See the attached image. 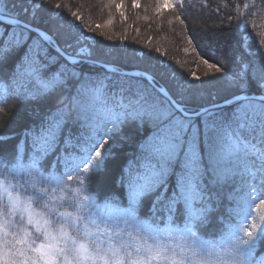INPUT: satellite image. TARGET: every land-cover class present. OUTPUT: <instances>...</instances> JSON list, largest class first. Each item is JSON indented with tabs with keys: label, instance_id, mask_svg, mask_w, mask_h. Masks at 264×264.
Returning a JSON list of instances; mask_svg holds the SVG:
<instances>
[{
	"label": "snow or ice",
	"instance_id": "1",
	"mask_svg": "<svg viewBox=\"0 0 264 264\" xmlns=\"http://www.w3.org/2000/svg\"><path fill=\"white\" fill-rule=\"evenodd\" d=\"M9 3L0 0V71L12 67L0 78V105L47 111L11 149L0 139V264H264V58H237L226 29H194L189 43L211 53L202 62L212 78L193 72L199 84H159V69L120 71L107 60L115 53L93 48L81 24L42 27L37 0ZM253 86L259 96L249 95ZM211 89L226 93L224 107ZM126 128L148 130L120 177L126 199L98 205L85 181L105 172L110 141ZM229 184L228 216L218 217L214 195ZM252 208L261 214L249 225Z\"/></svg>",
	"mask_w": 264,
	"mask_h": 264
},
{
	"label": "trees",
	"instance_id": "2",
	"mask_svg": "<svg viewBox=\"0 0 264 264\" xmlns=\"http://www.w3.org/2000/svg\"><path fill=\"white\" fill-rule=\"evenodd\" d=\"M21 2L22 0H10L9 6L20 5ZM37 2L43 4L45 18L41 23L42 27H48L50 23L52 26L63 25L65 20L81 24L93 48L115 53L107 60L118 65L120 71L159 69L157 73L159 84H178L185 79L192 84H199L200 81L192 78L193 72L201 80L212 78L214 70H209L202 62V57L208 58L211 53L198 47L195 40L189 43L188 38L194 29H226L233 37V53L237 58L243 56L253 63L264 58V0H183L182 3H174L170 8H161V0H136L138 7L133 6L134 0H37ZM57 3L60 4L59 9L55 8ZM118 4L122 7L117 8ZM15 10L19 11V7ZM52 13L60 15L54 16ZM73 13L82 19H77ZM109 20L113 21L111 25L107 24ZM245 23L246 29L236 31L238 26ZM98 24L102 27H97ZM143 53H148L151 59H146ZM85 69L87 70V66ZM11 71V65L5 67L0 71V78L8 77ZM92 71L103 74L102 68ZM161 76L164 78L161 79ZM2 82L7 83L8 80L3 79ZM211 92L212 99L219 104L223 103L226 93L217 94L215 89H211ZM260 94L254 86L249 90V95ZM207 100L205 94L203 102L207 103ZM0 106L4 108V111L0 112L2 134L0 139L6 138L9 149L17 141L23 140L28 129L38 127L47 111L39 105L20 100H9ZM224 110L227 114L230 108ZM72 132L76 134L78 129L73 126ZM147 134L148 130L141 129L136 132L131 128H126L123 134H117L116 139L110 141L113 144V155L105 172L94 176L91 181H85L84 194L93 197L98 205L113 199L124 202L126 189L120 183L121 174L129 164H135L137 161L139 145ZM25 153H28L27 148ZM46 162L55 164V154H50ZM236 179L238 182L239 177ZM69 183L75 185L76 182L73 180ZM232 187L234 185L229 184L216 190L219 192V198L214 195V204L218 217L228 216V209L231 206L229 192ZM39 210L37 206V211ZM141 212L145 216L152 215L148 205H145ZM261 213H264V210H261ZM261 213L255 208L249 209L246 223L250 225L254 219L259 223L258 217ZM174 218L180 223L179 215ZM218 224V220L214 222L208 229L209 234L218 230ZM257 252L264 254V243L259 245Z\"/></svg>",
	"mask_w": 264,
	"mask_h": 264
},
{
	"label": "rangeland",
	"instance_id": "3",
	"mask_svg": "<svg viewBox=\"0 0 264 264\" xmlns=\"http://www.w3.org/2000/svg\"><path fill=\"white\" fill-rule=\"evenodd\" d=\"M170 2L174 5V3L181 2V0H170ZM164 8H170V7H164Z\"/></svg>",
	"mask_w": 264,
	"mask_h": 264
},
{
	"label": "water",
	"instance_id": "4",
	"mask_svg": "<svg viewBox=\"0 0 264 264\" xmlns=\"http://www.w3.org/2000/svg\"><path fill=\"white\" fill-rule=\"evenodd\" d=\"M136 71L133 72H128L129 74L135 73ZM221 106L224 107L223 103H221Z\"/></svg>",
	"mask_w": 264,
	"mask_h": 264
}]
</instances>
